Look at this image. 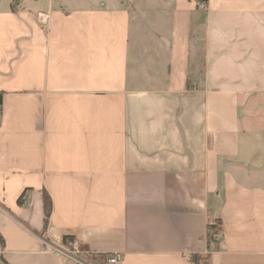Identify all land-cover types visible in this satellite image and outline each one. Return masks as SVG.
I'll list each match as a JSON object with an SVG mask.
<instances>
[{
  "label": "crops",
  "instance_id": "obj_1",
  "mask_svg": "<svg viewBox=\"0 0 264 264\" xmlns=\"http://www.w3.org/2000/svg\"><path fill=\"white\" fill-rule=\"evenodd\" d=\"M170 2L132 71L117 0H0V264H264V0Z\"/></svg>",
  "mask_w": 264,
  "mask_h": 264
},
{
  "label": "rangeland",
  "instance_id": "obj_2",
  "mask_svg": "<svg viewBox=\"0 0 264 264\" xmlns=\"http://www.w3.org/2000/svg\"><path fill=\"white\" fill-rule=\"evenodd\" d=\"M29 6L34 8H43L47 5L49 0H28ZM53 6L62 4L65 7L75 6L76 1L91 3V0H50ZM100 1V0H93ZM107 4L111 0H102ZM119 5L126 8L131 16V60L129 67L134 70L135 62L134 58L146 55V60L149 54L142 51L148 49L149 46L160 42L158 36L165 33L169 29V14L171 10V0H117ZM14 7H19V4L14 3ZM200 7V6H199ZM200 9H203L200 7ZM200 35V31H199ZM200 38V37H199ZM197 40H200V39ZM201 44H199V50ZM151 52V51H150ZM140 61V60H139ZM140 72L143 73V68L147 64V61H140ZM138 66V65H137ZM262 104L261 100H256ZM255 101L256 104H258ZM263 115V113L261 114ZM85 259L91 260L90 255L84 256Z\"/></svg>",
  "mask_w": 264,
  "mask_h": 264
},
{
  "label": "built area",
  "instance_id": "obj_3",
  "mask_svg": "<svg viewBox=\"0 0 264 264\" xmlns=\"http://www.w3.org/2000/svg\"><path fill=\"white\" fill-rule=\"evenodd\" d=\"M205 2H199V6L203 7ZM211 238L218 241V243H222L224 241L223 235L220 231L216 230L211 234ZM64 241V238H63ZM41 243L50 249L51 251H57L59 253H62L69 258H71L75 264H118L122 258L123 254L121 252H110V253H104V254H95L88 251H85L82 249L77 242V240L69 238L66 240V243L64 242L61 245H56L53 243L48 242L46 239L41 238ZM90 255L91 260H87L84 258V256ZM93 256H100L102 260L98 261L96 259H93Z\"/></svg>",
  "mask_w": 264,
  "mask_h": 264
},
{
  "label": "trees",
  "instance_id": "obj_4",
  "mask_svg": "<svg viewBox=\"0 0 264 264\" xmlns=\"http://www.w3.org/2000/svg\"><path fill=\"white\" fill-rule=\"evenodd\" d=\"M200 2H206L207 0H199ZM1 103V99H0ZM43 208H44V219L45 224L47 223L50 211H51V201L47 194L43 195ZM93 259L98 261L102 260L100 256H93ZM190 264H209V255L208 254H194L189 257Z\"/></svg>",
  "mask_w": 264,
  "mask_h": 264
}]
</instances>
